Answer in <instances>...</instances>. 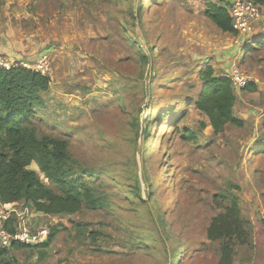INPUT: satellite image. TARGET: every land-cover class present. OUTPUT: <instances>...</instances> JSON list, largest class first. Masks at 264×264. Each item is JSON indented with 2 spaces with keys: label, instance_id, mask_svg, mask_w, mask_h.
Masks as SVG:
<instances>
[{
  "label": "rangeland",
  "instance_id": "374dc122",
  "mask_svg": "<svg viewBox=\"0 0 264 264\" xmlns=\"http://www.w3.org/2000/svg\"><path fill=\"white\" fill-rule=\"evenodd\" d=\"M209 1L235 0H0L1 61L51 78L32 124L106 201L60 215L0 204V221L59 227L44 258L15 251L21 263L220 264L207 230L232 195L245 229L232 264H264V6L231 34L206 17ZM234 66L255 89L233 86L244 126L216 133L197 108L201 72Z\"/></svg>",
  "mask_w": 264,
  "mask_h": 264
},
{
  "label": "trees",
  "instance_id": "16d2710c",
  "mask_svg": "<svg viewBox=\"0 0 264 264\" xmlns=\"http://www.w3.org/2000/svg\"><path fill=\"white\" fill-rule=\"evenodd\" d=\"M253 1L264 6V0ZM205 15L222 31L238 33L226 6L209 1ZM213 72L212 67L201 72L206 83L197 108L210 118L216 133L222 132L227 125L244 126V121L234 114L236 95L231 79L215 77ZM50 84L48 75L32 68L23 65L8 69L0 67V204L13 205L23 201L36 213L44 215L74 214L83 207H101L106 203L105 199L84 181L66 144L49 135L40 136L32 124L35 110L43 105V95ZM245 89L251 91L255 86L249 83ZM185 136L192 137L189 130ZM33 163L39 172L31 168ZM40 173L49 184L41 180ZM223 196L230 197V204L225 212L213 217L207 237L222 241L220 264H232L235 245L237 240L245 239V229L238 197ZM13 223L14 218L4 222L10 233L16 232ZM75 227L79 232L86 229L80 224ZM58 232V225L52 226L47 241L37 245L15 241L9 247H3L0 243V264H28L21 263L15 256V251L24 248L30 250L28 254L34 252L44 258ZM98 234L91 232L93 236Z\"/></svg>",
  "mask_w": 264,
  "mask_h": 264
},
{
  "label": "built area",
  "instance_id": "2783aa9c",
  "mask_svg": "<svg viewBox=\"0 0 264 264\" xmlns=\"http://www.w3.org/2000/svg\"><path fill=\"white\" fill-rule=\"evenodd\" d=\"M228 11L232 17L233 26L237 31L250 28L251 25L257 23L262 16L260 6L252 0H235L228 8ZM0 67L6 68V58H3V61H1L0 58ZM36 71L45 74L39 69ZM227 77L231 79L232 86L235 87L244 88L249 82L246 75H244L237 66L231 69ZM1 217L3 220L0 221V243L3 247H9L15 241L26 245L41 244L44 243L50 235L47 226H35L29 219H26L23 223L19 222L18 224L17 222L21 220L14 219L13 225L16 228V232L10 233L4 227V222L10 218L9 215L2 214Z\"/></svg>",
  "mask_w": 264,
  "mask_h": 264
}]
</instances>
